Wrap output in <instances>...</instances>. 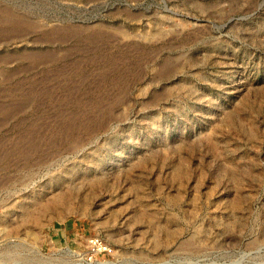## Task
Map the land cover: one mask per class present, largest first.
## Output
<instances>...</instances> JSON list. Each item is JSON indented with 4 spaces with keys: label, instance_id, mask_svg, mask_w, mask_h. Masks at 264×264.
<instances>
[{
    "label": "rangeland",
    "instance_id": "1",
    "mask_svg": "<svg viewBox=\"0 0 264 264\" xmlns=\"http://www.w3.org/2000/svg\"><path fill=\"white\" fill-rule=\"evenodd\" d=\"M0 258L264 264V0H0Z\"/></svg>",
    "mask_w": 264,
    "mask_h": 264
},
{
    "label": "built area",
    "instance_id": "2",
    "mask_svg": "<svg viewBox=\"0 0 264 264\" xmlns=\"http://www.w3.org/2000/svg\"><path fill=\"white\" fill-rule=\"evenodd\" d=\"M88 246L92 250L102 249V250L108 251L107 247L105 245H103L102 242H100L97 238L90 239L88 241ZM35 250H37V249H35ZM0 264H23V263L21 261H15V260H13L11 263H9V261H5L3 258H0Z\"/></svg>",
    "mask_w": 264,
    "mask_h": 264
}]
</instances>
